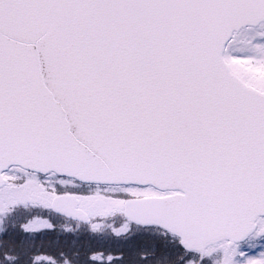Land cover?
Listing matches in <instances>:
<instances>
[{
	"label": "snow or ice",
	"instance_id": "6c2138e0",
	"mask_svg": "<svg viewBox=\"0 0 264 264\" xmlns=\"http://www.w3.org/2000/svg\"><path fill=\"white\" fill-rule=\"evenodd\" d=\"M4 224L0 264H264V0H0Z\"/></svg>",
	"mask_w": 264,
	"mask_h": 264
},
{
	"label": "rangeland",
	"instance_id": "374dc122",
	"mask_svg": "<svg viewBox=\"0 0 264 264\" xmlns=\"http://www.w3.org/2000/svg\"><path fill=\"white\" fill-rule=\"evenodd\" d=\"M4 226L7 227V224H5ZM69 226H71V225H69ZM0 227H3V225H0ZM249 243H250V244H254L255 241H254V240H250ZM262 250H264V249H259V248H258V249H254V250L250 253V255H252V256H257L258 253H259L260 251H262Z\"/></svg>",
	"mask_w": 264,
	"mask_h": 264
},
{
	"label": "trees",
	"instance_id": "16d2710c",
	"mask_svg": "<svg viewBox=\"0 0 264 264\" xmlns=\"http://www.w3.org/2000/svg\"><path fill=\"white\" fill-rule=\"evenodd\" d=\"M4 225H5V224H4ZM4 225H3V227H5Z\"/></svg>",
	"mask_w": 264,
	"mask_h": 264
}]
</instances>
